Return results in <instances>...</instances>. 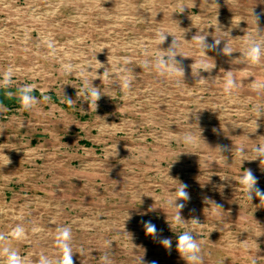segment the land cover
Segmentation results:
<instances>
[{
  "label": "rangeland",
  "instance_id": "374dc122",
  "mask_svg": "<svg viewBox=\"0 0 264 264\" xmlns=\"http://www.w3.org/2000/svg\"><path fill=\"white\" fill-rule=\"evenodd\" d=\"M215 2L218 7L213 0H0V73L19 69L11 87L0 88V233L17 224L27 232L0 248L32 264L41 253L57 259L56 229L69 226L74 264H101L102 255L112 264H186L176 242L195 218L203 264H264V207L254 193L248 200L236 180L251 170L264 191V164L252 160L264 144V91L251 87L264 81V61L242 62L245 39L264 40V0ZM157 29L192 56H176L184 77L164 78L142 66L174 40L167 35L156 45ZM197 34L209 45L221 42L205 49L204 62L215 67L193 75L194 59H202L191 42ZM226 44L230 55L222 52ZM62 63L75 70L65 74ZM81 68L102 95L96 111L77 95ZM227 71L239 85L231 97L223 91ZM121 75L132 78L127 93ZM26 84L36 85L32 94L40 103L21 112L16 92ZM200 130L205 142L195 147L179 139ZM179 183L190 199L176 202L184 204L186 223L172 229L176 210L165 197ZM214 204L222 211L214 212ZM146 221L156 226L155 237L146 235ZM33 227L43 231L33 234ZM164 238L172 241L170 251Z\"/></svg>",
  "mask_w": 264,
  "mask_h": 264
},
{
  "label": "clouds",
  "instance_id": "9594fccd",
  "mask_svg": "<svg viewBox=\"0 0 264 264\" xmlns=\"http://www.w3.org/2000/svg\"><path fill=\"white\" fill-rule=\"evenodd\" d=\"M213 4L218 7L215 0H213ZM184 8L185 6L181 4L180 12H182ZM191 19L194 24V20L192 17ZM257 20L258 17H255L256 23ZM238 23H235L234 26L238 25ZM233 24H234V18H233ZM167 35H172V34L171 33L166 34L164 30L157 29L155 32L153 43H155L158 46L162 45L165 42ZM172 36L174 37V40L167 50H161L159 47L160 50L157 53L153 54L151 59L142 62V66L146 70L154 71L158 76L169 79L174 77H184V70L182 67L179 66V62L176 60V56L178 54L186 58L187 57L192 58V56L188 54L179 53L177 51L178 41L174 35ZM191 42L194 43L196 47L199 49L200 56L202 57L200 61H196L194 59V63L191 65L193 75H197L198 70L210 71L211 69H213L215 67V64L209 65L204 62V58H209L206 54L205 49H209V50L214 49L220 44L221 39L215 38L214 43L209 45L206 43L205 35L197 34L193 36ZM244 43H245V47L242 51V62H245L252 66L260 65L262 61H264V40L246 38ZM48 47L49 48L52 47L51 43H48ZM102 50L103 49H101V51ZM222 52L225 55H230L232 53V49L228 47V45L226 44V46L222 49ZM123 59L125 63L130 62L128 58H123ZM97 63L101 65V67L103 66L98 60ZM75 67L76 66L72 65L71 63H62L61 65V69L65 74H71L75 70ZM18 71L19 69H14L12 67H9L6 70H4L2 73H0V88L7 89L11 87V85L13 84V77ZM87 71H88L87 69L81 68V71L79 72V76L83 80V88H81L80 92L77 93V95H84L85 101L89 103V107H91L96 111L97 101L102 95L98 87H94L92 82L91 84H89L86 77ZM227 72L228 75L224 78L223 91L227 97H231L234 90L237 89L239 85L232 76L231 71H227ZM102 77L111 78L110 74L106 71H104ZM102 77H100V79ZM131 81L132 78L129 77L128 75H121L119 77V87L122 88L125 91V93H127L131 88ZM203 81H205V79L201 78L198 82H203ZM251 87L254 91L257 92L264 91V81H254ZM35 89H36L35 84H26L17 89L16 95L19 100V104H20L19 110L21 112L31 111L36 108L38 103H40V101H38V99L32 94ZM43 91L44 90H41V93L43 96V100L46 102L49 98L43 95ZM7 94L9 96L13 95V93L11 92H8ZM65 101L69 106L73 104L72 99L65 98ZM179 139L187 147H195L199 140H203L201 138V130L199 136L189 131L183 133L182 136L179 137ZM217 148L221 153V149L219 147ZM116 151H117V147H116ZM237 152L239 155L242 156L244 154L243 147L237 149ZM253 152L255 155L252 160L259 158L261 164H264V144H260L259 146L254 148ZM3 158L5 160V166L8 165L10 163V159L6 155H4ZM219 176L221 180H224L226 178V176H222V175ZM169 178L172 179L170 176ZM236 180L238 181V184L240 186L239 191L243 192L248 200L250 201L252 200L254 193L255 196L258 197L260 200V204L258 205V207H264V191L256 187L258 181L257 178L253 175L251 170H246ZM186 189H187L186 184L179 183V186L175 189V191H173L170 194H166L165 197L166 203L174 207L176 210L175 215L172 217L173 223L170 224V227L172 229L174 225L184 226L186 223L180 214V211L184 207V204L176 203L178 200L187 201L190 199V195L186 191ZM214 205H215L213 209L214 212H216L217 210L222 211L220 205H216V204ZM191 225H192L191 229L185 230L181 234H179L176 242V251L179 253L180 257L184 261H186V264H203V257L201 255L202 241H198L193 236V233L196 232L197 228L201 225V223L197 219L193 218L191 219ZM144 229L146 235L155 237L157 229L156 226L151 223V221L144 222ZM215 229L216 228L211 229L210 232H212ZM41 231H43V229L40 227H33L31 229V232L33 234H37ZM26 236H27V232L24 226L21 224H17L14 228H12V230L9 233L7 234L0 233V243H8L10 241H22L26 238ZM72 239H73L72 230L69 226L58 227L56 229V233L54 236V245L58 249V258L51 259L48 256L41 253L39 255L36 264H74L73 261L74 251L72 247ZM160 243L165 247V249L169 251L171 250L172 248L171 239L164 238L160 241ZM241 246H246V245H241ZM0 255L4 257L2 264H32L29 257L21 256L18 251L11 249L7 246L0 248ZM101 264H112V262L107 255H102ZM153 264H155V262H153Z\"/></svg>",
  "mask_w": 264,
  "mask_h": 264
},
{
  "label": "trees",
  "instance_id": "16d2710c",
  "mask_svg": "<svg viewBox=\"0 0 264 264\" xmlns=\"http://www.w3.org/2000/svg\"><path fill=\"white\" fill-rule=\"evenodd\" d=\"M7 104H8V102H7ZM9 105V104H8Z\"/></svg>",
  "mask_w": 264,
  "mask_h": 264
}]
</instances>
